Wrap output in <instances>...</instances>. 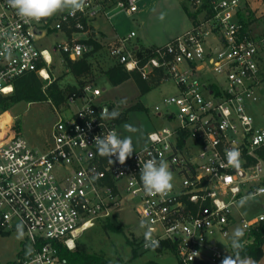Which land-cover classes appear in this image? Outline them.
Returning <instances> with one entry per match:
<instances>
[{
    "label": "built area",
    "instance_id": "2783aa9c",
    "mask_svg": "<svg viewBox=\"0 0 264 264\" xmlns=\"http://www.w3.org/2000/svg\"><path fill=\"white\" fill-rule=\"evenodd\" d=\"M189 1L204 18L186 34L140 57L141 49L129 47L136 38L132 32L110 51L128 73L137 71L147 81L162 72L178 89L164 100L174 112L164 115L155 109L175 127L148 134L147 146L134 150L123 165L115 156L112 164L97 152L94 138L111 130L118 134V124L108 117L109 106L94 104L102 92L92 85L69 96L67 107L57 111L52 145L45 152L31 149L12 127L2 130L0 235L23 225L24 248L16 264H68L60 247L76 251L96 224L126 209L154 229L158 246H170L161 253L174 254L178 264H221L222 243L229 246L237 224L233 208L242 199L264 195L263 186L251 185L264 173L256 153L264 147V115L258 119L250 113L263 97L264 36L243 33V0ZM117 8L133 17L138 1L121 0ZM97 14L85 0L82 11L30 21L18 16L8 0H0V96L11 95L14 81L24 75L50 79L54 60L40 48L50 34L69 38L54 53L72 62L87 59L93 51L88 44L92 31L80 20ZM72 29L76 32L70 34ZM233 148L241 153L239 171L227 164L226 150ZM152 158L167 161L173 173V188L166 195L143 188L140 168ZM249 159L257 163L248 165ZM263 221L264 215L239 222L243 232H250ZM155 248H145L142 239L144 252Z\"/></svg>",
    "mask_w": 264,
    "mask_h": 264
},
{
    "label": "rangeland",
    "instance_id": "374dc122",
    "mask_svg": "<svg viewBox=\"0 0 264 264\" xmlns=\"http://www.w3.org/2000/svg\"><path fill=\"white\" fill-rule=\"evenodd\" d=\"M90 1L98 14L91 20H80L85 27L89 26L88 23L90 24L92 32L88 35V42L99 46L95 50L94 45H91L95 53H92L87 59L90 66L89 72L81 78H76L69 70L61 52H53L55 47L69 41L68 36L56 32L50 34L40 44V48L48 50L54 60V65L49 71L50 79L44 80L38 77L45 82L44 91L52 83H56L58 88L66 94L68 89L75 88V93H80L86 85L96 87L102 92L101 97L94 99L96 106L107 105L111 111H118L119 116L125 114V117H127V121L124 123H119L114 119L118 124L120 138L131 137L135 150L145 147L148 143V134L164 128L171 129L175 127V123L158 117L155 109L159 108L164 115L174 112L173 108L164 104V100L176 96L178 89L173 81H165V79H162L159 86L152 88L148 93H142L133 80H129L118 87H113L109 83L106 73L112 68L122 66L111 58L110 51L114 47H118L120 45L119 41L128 38L132 32L136 33L138 37L148 38L156 47H160L190 31L196 22H201L204 17L199 12H195L189 0H137L138 12L133 17H128L119 11L117 4L121 0ZM243 1L241 14L246 22L251 26L256 23L263 26L264 18L256 19V13L252 9L260 15L264 12V1ZM183 7L187 8L190 15L196 17L195 24ZM63 12L67 13L69 11L65 10ZM75 24L76 22L72 24V28L75 27ZM72 31L75 30L72 29L70 34ZM133 41L136 42V39L131 40L130 50L135 46ZM139 51L144 54L143 52L149 50L141 49ZM157 77V73L153 74L146 82L151 84L153 79ZM66 107V103L57 106L51 101L34 104L20 103L0 116V134L3 133L1 128L9 130L12 127L31 149L45 152L52 145L54 126L58 122L57 111L61 112ZM137 107L140 109H136ZM250 113L257 118L260 116L256 106L251 107ZM16 123H19V131L15 129ZM126 124L131 125L135 131H128L124 127ZM250 173L252 174V172ZM251 185L264 187V173L260 174L258 182ZM239 202L233 208L237 221L234 230L241 229L239 222L241 218L252 220L264 215V195L247 197L243 206H239ZM140 222L131 209H126L115 219L96 224L92 230L78 241V249L86 254L100 256L111 264H178L175 255L170 252L158 253L156 250L144 252L141 249V242L145 237L147 227H141ZM107 223L118 227V231L104 230L103 226ZM231 241L232 239L228 243L229 246L222 243L221 249L225 256L230 255L232 252ZM24 242V235L23 238H18L17 232L7 236L0 235V264L17 263L19 254L24 248ZM262 251L264 255V245ZM245 259L248 260L249 264L260 262L255 261L253 258Z\"/></svg>",
    "mask_w": 264,
    "mask_h": 264
},
{
    "label": "trees",
    "instance_id": "16d2710c",
    "mask_svg": "<svg viewBox=\"0 0 264 264\" xmlns=\"http://www.w3.org/2000/svg\"><path fill=\"white\" fill-rule=\"evenodd\" d=\"M189 18L195 24V16H192L188 13L187 8L183 7ZM248 15V14H247ZM248 17V16H247ZM240 22L243 26V33H248V28L250 24L246 22L245 18L240 13L239 15ZM90 45H94L95 50L99 47L95 43L88 42ZM95 50L92 53H95ZM91 53V54H92ZM140 57H143L141 51L138 52ZM88 59V58H87ZM87 59L81 60L78 62H72L69 59H65V62L68 65L69 70L76 78H81L87 74L90 70V66L87 63ZM157 78L153 79L151 84L144 81L139 72L128 73L123 67H115L107 71L106 77L109 83L113 87H118L123 83L133 80L138 86L142 93H148L152 88L159 86L160 81L165 79L162 72H157ZM42 80L36 74H27L18 79L13 83V93L8 96H0V116L10 111L13 107L20 103L34 104V103H43L51 101L53 104L60 106L61 104L67 103L69 96L75 93V88L68 89L67 94L62 92L56 83H52L47 90H43L44 84ZM152 85V86H151ZM136 109H140L137 107ZM119 116L116 118V121L119 123H124L127 121V117ZM15 129L19 131V123L15 124ZM1 130H5L2 129ZM257 157L264 163V147L257 150ZM257 160L249 159L248 165L256 164ZM104 230H111L113 232L118 231V227H114L112 224L107 223L103 226ZM243 250L240 253L242 259L253 258L255 261L259 262L263 257V245H264V221L259 224L256 228L252 229L250 232H244L242 237ZM170 246L166 243H163L157 246L154 250L158 253H161L164 249L169 248ZM233 251V250H232ZM60 256L68 264H111L104 258L97 255H90L81 252L78 247L76 251L69 252L67 249L59 248ZM16 264V263H15ZM153 264V263H150Z\"/></svg>",
    "mask_w": 264,
    "mask_h": 264
},
{
    "label": "clouds",
    "instance_id": "9594fccd",
    "mask_svg": "<svg viewBox=\"0 0 264 264\" xmlns=\"http://www.w3.org/2000/svg\"><path fill=\"white\" fill-rule=\"evenodd\" d=\"M11 8L16 10V13L21 18L26 20H34L39 22L42 19L50 18L53 15L68 10L70 14L76 11H82L84 8L85 0H8ZM163 18V17H161ZM106 110L103 111L104 115ZM111 119L119 117V112L113 110L107 113ZM128 131H135L131 125L124 126ZM94 143L98 154L101 157H108L110 163H114L111 157L115 156L118 162L123 165L126 160L133 154L134 146L131 137L120 138L115 130L109 131L104 136H96ZM227 164L236 171L242 167L241 153L238 149L226 150ZM140 179L146 193L152 195H166L173 188V173L170 166L165 160L157 161L155 158L148 159L142 163L140 168ZM246 203V198L239 202V206ZM141 227H147L145 222H140ZM154 229L147 227L144 237L145 248H155L158 246V241L152 239V232ZM18 238H23V225H17ZM244 232L242 229L237 228L234 230L233 238L231 241L232 252L226 255L221 264H249L247 259H242L240 256L243 250L242 237Z\"/></svg>",
    "mask_w": 264,
    "mask_h": 264
},
{
    "label": "crops",
    "instance_id": "0c3cea01",
    "mask_svg": "<svg viewBox=\"0 0 264 264\" xmlns=\"http://www.w3.org/2000/svg\"><path fill=\"white\" fill-rule=\"evenodd\" d=\"M264 1V0H263ZM252 11L255 14V17L256 19H259V18H264V12H262L260 15L257 14L256 10L252 9ZM249 15V14H248ZM112 18V16L110 17V19ZM110 21V20H109ZM254 29V30H253ZM189 32V31H188ZM187 33V32H186ZM186 33H183V34H186ZM248 33L250 34V36L252 37H256V38H261L264 36V24L263 26H259L256 24L254 25H250L249 28H248ZM136 34V33H135ZM181 36V35H180ZM177 38V37H176ZM136 42L133 41L135 43V46L136 48H139V49H149V48H154L156 47L154 45V43H152V41H150L148 38L144 37V38H141V37H138V35L136 34ZM174 40V39H172ZM171 42V41H170ZM169 42V43H170ZM168 44V43H167ZM166 45V44H165ZM164 46V45H162ZM261 64H260V68H261V73H262V76H263V79H264V53H262L261 55ZM262 100L256 104L255 106L257 107V109L259 110L260 112V116L258 117V119H261V117L264 115V81H263V85H262ZM233 233L232 232V238H233ZM231 238V239H232ZM230 239V240H231ZM258 264H264V255L262 257V259L260 260V262Z\"/></svg>",
    "mask_w": 264,
    "mask_h": 264
},
{
    "label": "water",
    "instance_id": "95a60500",
    "mask_svg": "<svg viewBox=\"0 0 264 264\" xmlns=\"http://www.w3.org/2000/svg\"><path fill=\"white\" fill-rule=\"evenodd\" d=\"M104 110H107L106 108Z\"/></svg>",
    "mask_w": 264,
    "mask_h": 264
}]
</instances>
